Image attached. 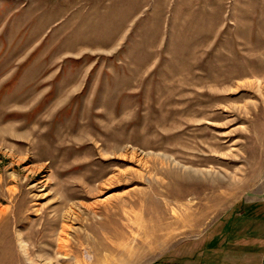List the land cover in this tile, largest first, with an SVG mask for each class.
<instances>
[{
    "label": "rangeland",
    "instance_id": "obj_1",
    "mask_svg": "<svg viewBox=\"0 0 264 264\" xmlns=\"http://www.w3.org/2000/svg\"><path fill=\"white\" fill-rule=\"evenodd\" d=\"M255 226L264 0H0V264H213Z\"/></svg>",
    "mask_w": 264,
    "mask_h": 264
},
{
    "label": "crops",
    "instance_id": "obj_2",
    "mask_svg": "<svg viewBox=\"0 0 264 264\" xmlns=\"http://www.w3.org/2000/svg\"><path fill=\"white\" fill-rule=\"evenodd\" d=\"M234 231L229 227L224 233L227 242L221 245L220 250L214 249L217 261L213 264H264V229L255 226L252 230L244 229V232L242 228H238L237 233ZM234 234L238 236L236 241Z\"/></svg>",
    "mask_w": 264,
    "mask_h": 264
},
{
    "label": "bare ground",
    "instance_id": "obj_3",
    "mask_svg": "<svg viewBox=\"0 0 264 264\" xmlns=\"http://www.w3.org/2000/svg\"><path fill=\"white\" fill-rule=\"evenodd\" d=\"M167 158V157H166ZM166 158H163V156H162V158H158V159H160L161 160V162H162V164H164V163H167L168 164V161H167V159ZM155 160H157V159H155ZM154 161V160H153ZM151 162H152V159H151ZM163 167V166H162ZM182 168V167H181ZM187 170V169H186ZM172 171H173V168H172ZM176 171V170H175ZM170 172V171H169ZM191 172V171H190ZM178 173V172H177ZM193 173V172H192ZM195 173V172H194ZM207 173V172H206ZM169 174V173H168ZM171 174V173H170ZM176 175H178V174H176ZM180 177V176H179ZM100 201H97V202H94L93 204L91 203V206H94V207H96L95 205H97L98 203H99ZM65 203V202H64ZM105 203V202H104ZM62 205H63V202H62ZM106 211V210H105ZM76 214V213H75ZM76 216V218L78 217V214H76L75 215ZM76 218H74V219H76ZM140 219V218H139ZM55 223V225L57 226L58 225V222H54ZM139 223V222H138ZM86 225V224H85ZM54 226V225H53ZM61 230H60V233H58L59 234V237L57 238V246H58V250H57V252L58 253H62L63 252V254H66V253H64V252H66L67 251V247L71 244V240L70 239H72V238H68V232H71L72 231V228H71V226H69V225H67L66 223H61ZM138 226H139V224H138ZM137 227V226H136ZM165 227V226H164ZM86 228V227H85ZM88 228V227H87ZM86 228V229H87ZM136 229H139V228H136ZM77 229H75L74 230V232H75V236H76V238H75V240H77V248H76V250L79 252V246H81V243H83V241H86V240H83L84 239V237L80 234V232L79 231H76ZM56 233V234H57ZM84 234V233H83ZM86 235V234H85ZM60 236H62V237H60ZM89 236V235H88ZM55 237V236H54ZM83 237V238H82ZM86 237V236H85ZM89 238H91V237H89ZM158 238V237H157ZM93 239V238H92ZM53 240V239H52ZM82 240V241H81ZM88 240V239H87ZM94 240V239H93ZM92 241V240H91ZM87 243V242H86ZM50 245V244H49ZM88 245H90L89 243H88ZM53 247V246H52ZM55 247V246H54ZM89 247V246H88ZM55 248H57V247H55ZM71 248V247H70ZM55 250V249H54ZM53 250V251H54ZM73 250H74V248H73ZM77 251H75L76 252V254H78L77 253ZM56 252V251H55ZM55 252H53V254L55 253ZM88 252V251H87ZM66 256V255H65ZM58 259V258H57ZM78 263V262H77ZM46 264H49V263H46ZM79 264V263H78Z\"/></svg>",
    "mask_w": 264,
    "mask_h": 264
}]
</instances>
